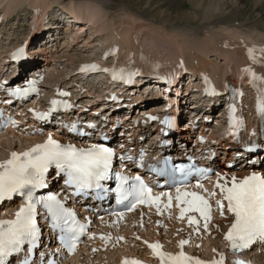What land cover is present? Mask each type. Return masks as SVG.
Wrapping results in <instances>:
<instances>
[{"label":"bare ground","instance_id":"obj_1","mask_svg":"<svg viewBox=\"0 0 264 264\" xmlns=\"http://www.w3.org/2000/svg\"><path fill=\"white\" fill-rule=\"evenodd\" d=\"M49 1L50 0H0V8H1V6L4 5V8L3 9L1 8L3 11L0 12V24L2 25V23L5 21L4 19L8 18L12 12L18 13V11H20V9L24 5L27 6V8H30V10L32 11L33 17H37V20H38V18L42 19L43 17H45L47 15V13H49L50 11L53 10L54 6L52 7V5L50 4ZM104 1L105 0H77V1L71 0L67 4L61 6V8L68 11V13L72 14L73 18L75 17V19H77V20L80 19V21H81V24H78V27H76V29L74 28V30H73V28L68 27V24L65 25V31L66 32H64V33L66 34L65 37H66L68 42H75L76 41V43H77V40H79V38H81L83 36V32L86 33V31L88 30L89 31V35H88L89 37L83 38L82 39L83 44L80 46L91 45V43L95 42L94 39L98 36V39H97L98 42L95 45L96 46L99 45V46L103 47L105 49L104 51L107 53L112 52L113 58H115L114 63L116 65L118 64V66H124V65H128L131 63L130 65H133V67L136 68V71H139L142 73L144 71H147V70H148L147 71L148 73L150 72V70H156V68H154L155 66L154 67L148 66L147 64L143 65V61H142V63L138 62V60L141 59V54L144 53V49H149L150 51H147L149 54L145 51V53H147L148 57L150 58V60H148V61L150 62L151 65H154V63L155 64L160 63L161 65L159 64L160 65L159 67L162 69V71L158 70L156 73L165 74V75L159 74L157 76L158 77L157 79H159L160 76H166L167 81L172 82L171 86H173L176 83V80H177L176 78L180 75L179 74L180 72H178V71H180V69L177 68V66L181 64L185 67V69H186L185 71H187L188 74H193L194 76L197 75V76H195L196 77L195 79L193 78L195 80L194 84L197 82L204 81V83L200 86V88L196 89V90H199V94L191 92V91L195 92V89H193L194 85L189 86V87L184 86L182 89L178 88L179 90L178 89L166 90V92H164V97H165L164 99H161L158 96L160 93H162V91H160L159 94H157V93H155V91L150 89L151 87H148V86H147V88L140 86L139 90H137V91L133 90V88H134L133 87L129 91L126 90L127 92L122 93V96L117 95L118 98L123 100V103H127V107H126L127 112L125 114L122 111L118 112V113H113L111 106L113 105L114 102H112L110 100V97H111V94H114L116 92H110L107 89V88H110L111 85H108V83H107L109 81L106 78L107 76L105 77L103 74H101V69L106 68V69H109V71H111V73H113L114 67H111V65H108L105 62V60L104 61L103 60L102 61H99V60L95 61L94 62L95 66H97L99 68V71H98L99 74L98 75L94 74L92 76V78H94V77H98L99 79L103 78V80L100 79V82L102 84L101 89H99L98 91H97V89L94 90L93 86H90V85L87 86L86 84L82 83V78L79 77V79H77V82L74 85V89H76L75 94L74 95L70 94L72 96L71 98L72 99L76 98V100L78 101V104H80V105L83 104L84 107H87L90 110L87 113H83V115H85L89 118V119L85 120L86 122L90 121V122H95L98 124L99 122L100 123L103 122L102 118L105 117V123H107L108 118L110 120H112L111 117L117 116L118 119L120 121H122V123L120 126L116 127L115 132L124 133V142L127 145H131L133 142H135L137 135L143 136L145 134V131H142L143 128L138 127V126L135 128L132 127V125L134 123L137 124L141 121L143 122L142 116H136V117H133V119L130 118L133 115V109H130V106L133 105V103L138 104V107H136V108H139V109L142 108L141 113L138 112L139 115L145 114L147 109H151L152 110L151 112L158 110V113H159L160 109H162L161 110L162 113H165V114L173 113L174 115H176L177 112H180L182 110V108L187 105V103L189 104L190 102H193V104L195 103V105L197 107H195V110H193V111L191 110L193 115H192L191 119L189 120V122H192L194 120L199 122V120L201 119L199 117L201 113H204L203 115L210 114V113L206 112V111H210V110L206 107L205 104L203 105V103H202L203 97H207L203 92L204 88L206 86H208L207 78H212L210 86H211V90L213 93H214V91H221L222 87L225 86V83L230 82L231 84L233 83L237 89H240L244 93L245 96H248V88L249 87L246 83H244V81L237 80V77H235V74L239 73L242 70L243 71L244 70L245 71L250 70L254 73V79L260 78L264 81V51H261V50H264V46H263L264 41H262V40L259 41V39L256 40L253 37V34H254L253 30H254V26L257 25V21L244 23L246 28L241 29L242 27H238L239 24L237 22H235V20L232 19V16L230 14L227 16L226 20H232V24H233V26H232L233 28L231 29V32H233L232 34L235 35V38H237V39L240 38V37H238L239 35H243L242 36L243 38L239 39L240 40L239 43L236 41L229 42L226 45L224 44L222 47L218 48L217 51H214V49H213L214 48L213 47L214 38H212V37H209L208 40L206 38V40H207L205 43L206 46L204 45V47L200 50L197 47H190L188 45L185 46L183 44H182L183 45L182 46L180 44L181 42H179L178 43L179 45H177V50H178L176 53L177 55L173 54L174 52H171L173 55H176V56H174V57L168 56L166 60L160 61L155 56L156 53H153L154 51L151 48L152 46H148L145 43L148 41V39L156 40V38L154 36H157L158 33H155L156 35H154L150 32V30L149 31L144 30L145 32L151 33L154 38L153 37L148 38L145 36L143 38L142 36L145 35L146 33L142 32L145 34L141 35V32H140V34H138L139 32L137 33V32H135L136 31L135 29H134L135 31L133 30L132 25L134 27V24H136V22H134V24H133V21H131V20H136L135 19L136 17L133 18L130 15L127 18L130 19V21L132 22V24L130 22L131 26L128 25L129 21H125V22H127L128 26H125V25L123 26L122 25L123 22L119 23L118 21H113L112 19L109 18V15L105 12L106 10L103 8V5H105ZM201 1L202 0H195V1L192 0L191 3L192 4L196 3L195 7H198V5H200L202 3ZM260 3L264 5V0H252V4L254 6L255 5L257 6ZM209 8H210V5L203 8L205 12L202 14L201 18H203V19L209 18L208 15H210V12H211V11H209ZM213 8L217 11L218 3L217 4L214 3ZM24 12H26V11L23 10V13ZM41 19H39L40 22H38V23H40L39 27L43 25V20H41ZM215 23H217V22H215ZM140 26H142V25H139V27ZM229 26H231V25L229 24ZM50 27H51V25H50ZM38 32H39V30L36 29V27H35V28H33L32 34H30V35H32V37H34L38 34ZM133 32H135V33H133ZM159 32L163 34V32H161V31H159ZM25 35H27V34H23V37ZM44 37H50V40L55 41L54 32L48 33L47 35H44ZM173 37H175V36H173ZM262 37L264 39V35ZM12 38H14V37L12 36ZM30 39H31V36H28L24 40V44H27V42ZM185 39H180V40H182V43H183L185 41ZM168 41H169V39H168ZM168 41H166V42L169 43ZM257 41L260 44H258ZM68 42H66L67 43L66 46H68ZM170 42H172V39L170 40ZM247 42L249 44H247ZM173 43H175V42L173 41ZM262 43H263V45H262ZM240 44L247 45L248 48H245L244 46L238 47V45H240ZM257 44H258V46H257ZM5 45H6V47L0 53V55L2 54L0 61L4 60L3 58L5 56L8 57L11 52H13L17 47H19V45H23V42H18V43H14V44L12 42H9V43H6ZM45 45H47V43ZM141 45L145 46L144 49H142L143 51L141 50L142 52L140 51ZM53 46H55V44H52L51 48H53ZM171 46H173V45H171ZM36 48L34 50H39V51H35V52H39L38 54L42 55L43 50H47L46 52L43 53L44 56L47 57L51 54V49L50 50H48L47 48L43 49L42 47H39L38 49H36ZM142 48H143V46H142ZM153 48L154 49L156 48L157 51L159 49V48H157V46L156 47L154 46ZM250 49H255L256 51L250 55V53H249ZM196 51L198 52V54H196V56H195L194 53ZM191 52L193 54H191ZM206 52L210 53V55L223 56L224 66H220V65H217L216 63H214L212 61V59L209 58V55H207ZM33 54H35V53H32L31 55H29V57L37 61V59H35V58H37V56L33 55ZM189 55H190V57H193L192 61L189 60L190 59ZM186 56H188V57H186ZM145 59L147 60V58H145ZM194 59H197L198 61H193ZM128 62H130V63H128ZM36 63H38L37 69H40V71H42V70L46 69L45 65L48 62L44 58V59H42V63H39L38 61ZM173 63H176V64H174V67H171V65H173ZM167 66H169L173 69L170 71H167L165 73L164 68ZM78 67H79V65L75 68V73H74L75 75L78 74V72H77ZM69 79H71V77ZM88 79H89V77L86 78V80H88ZM74 81H76V80H73L72 83H74ZM76 85H80V86L76 87ZM113 87H116V86H113ZM55 88L56 87H54V89ZM63 89L68 91V89H66V88H63ZM155 90H157V89H155ZM114 91H117V90H114ZM183 92L185 93V95L182 94ZM149 97H151V98H149ZM161 100H162V105L160 103ZM245 100H248V99H245ZM47 103H48V101H47ZM25 106H26L25 109H23V110L19 109V114L21 116H23L26 120H29L28 121L29 123H32L33 120H31V115H29L27 112H25V110L28 108H33L34 111H37V110H40L42 108V105L37 98L33 97L32 101L28 105H25ZM243 107L248 110V107H249L248 103L245 102V105ZM26 111H28V110H26ZM94 113H97L98 115H95ZM246 115L247 114H245L246 122L248 124L246 126V135L248 134L247 141L250 142V140L254 136L255 132L260 131V127L258 125L254 124V120H253L254 116L251 117L250 114H248L247 116ZM219 118H220V114H218V117H217L215 122L219 123ZM60 119L62 120L63 118H60ZM113 120H115V119H113ZM113 125H114V123H111V126H113ZM96 126H98V125H96ZM129 126H130V129L128 128ZM184 127H185V125L180 126V123H178L176 126V131H174L172 134H168L167 137L168 138L172 137L171 138L172 141L181 140V142H187L186 137L188 136V132H183ZM262 127L263 128L261 129V135L260 136L258 135L257 137H255L254 140L251 141V144H253V145L259 144L261 141L260 137H262V138L264 137V125ZM104 128L106 129L105 126H104ZM188 128L189 127H187V129ZM250 131H251V133H250ZM212 133H213V135L209 136V140H212L211 142L214 144L213 147L217 149V152H219L220 150H224L228 154H232L233 150L229 151V148L230 147H232V149L238 148L237 145H234V144H238V143L233 141L232 139L231 140L229 139L228 141L226 139L220 140L219 139L220 136L219 137L216 136L217 131L213 130ZM54 135L59 137V138H62V139L68 137L64 133V131L60 130V129L58 131H56V133H54ZM243 135H244V130H242L240 132L239 136L243 137ZM9 137L11 138V140L13 139V142H12V144H10L9 147L6 148V150H5L6 153L0 154V163H2V161L8 157V154L10 151L19 150V149L26 147L30 144L29 142L23 143L21 140L16 141L15 133H10L9 131H6L5 133L0 135V138L4 139V140L6 138L9 139ZM14 139H15V141H14ZM148 139L150 140V138H148ZM263 142H264V138H263ZM1 145H3V144H1ZM240 153H241V155L239 156V159L246 160V158H244V157L247 153L246 152H240ZM252 156L253 155H251L250 157H252ZM254 156L257 158V161H258V166L256 168H254V170H257V171L261 170L264 173V167H263V165H264V154H263V157L260 154H255ZM236 159L237 158H235L234 160H236ZM237 161H240V160H237ZM218 162H219L218 160L215 161L216 164H218ZM239 163L241 164L242 162H239ZM261 167H262V169H261ZM248 172L249 171H248L247 167H240L239 169H233V170L219 169L217 171V175L220 177L227 178V177L232 176V175L242 176L244 174H247ZM15 208H16V204H13L12 206L5 204L4 208H2V211L6 213V212L12 211ZM85 216H87V213ZM135 219L136 218L134 216L131 217L128 221L127 226L121 225L119 227V231L124 236H126V238L128 239L127 240L129 243L128 246H132V249H139V248L141 249L142 248L141 243L138 241H135L131 237V232H133V229H135V228H133V223L135 222ZM162 220L164 221L163 225L161 224ZM171 222H172L171 218L155 219V218L149 216L145 220L144 229L141 230V233L143 235L150 236V237L151 236L152 237H158V238L160 237L163 239L166 246H171L174 244L175 240H177L180 236H183V234L178 233L177 230L180 226H182V227L184 226V224H181V222H178L177 220H175V222L177 224H172ZM226 223H227V220L222 219V220H220V222H218V226L221 227L223 230H225L226 229ZM115 229L118 230V226H116ZM222 235L223 234L218 232V228H216V230H211V232L209 234H207L206 236H204L203 234H200L197 236L193 235L191 237V241H190L191 244H189L188 246L192 245V247H193V245L195 243L200 242L201 237H205V242L207 244H209L210 248H213L215 246L216 247L220 246L221 248H224L225 244L222 241ZM99 243H101L100 246L107 245L108 246L107 248H109V250L111 248L110 251L113 250V252L116 251L117 253L119 251H121L123 248L122 246H120L118 248L114 247V246L111 247V245L108 241H100ZM98 244H96V245H98ZM251 252H255L256 254L263 253V256H264V249H262V250L255 249L253 251L246 252L244 254L246 259H247L246 256L247 255L249 256V253H251ZM215 253H216V251H212V253H211L212 255H211L209 253L205 254V253L201 252V254H203V255L205 254V256H207V257H213V256L217 255V253L216 254ZM115 255L116 254H114L113 256H115ZM209 255H211V256H209ZM75 258H76V256H74L73 258H70L68 260V264H77L75 262ZM248 259H249V257H248ZM145 261H146L145 264H152V260L148 257H145ZM104 264H108V263L104 262ZM224 264H232V262H229L228 258H226V259L224 258Z\"/></svg>","mask_w":264,"mask_h":264},{"label":"snow or ice","instance_id":"obj_2","mask_svg":"<svg viewBox=\"0 0 264 264\" xmlns=\"http://www.w3.org/2000/svg\"><path fill=\"white\" fill-rule=\"evenodd\" d=\"M255 51L250 49V55ZM260 110L264 114V103L261 104ZM112 156V151L106 147L94 145L87 149L77 148L72 144H61L50 136L43 144H37L23 153L13 152L10 159L0 163V201L15 195H22L26 199L14 221H0V264H4L6 257L19 252L26 242L29 244L37 242L40 235L34 215L37 204H42L51 213L54 221L61 222L65 232L62 239L70 251L74 250L84 235V225L78 224L74 212L67 210L56 195L38 197L35 192L37 189L48 187L47 177L52 174L50 169H54L58 176L66 174L67 184L78 190L77 195L87 189H103L101 182L109 178ZM221 180L224 182L220 183ZM137 181L138 183L125 189L123 184L127 183V180L121 177L119 189L121 202L132 197L134 202L131 207L134 208L136 202L149 203L153 200L158 202L163 195H167L168 205L172 204L173 198L170 193L153 197L151 188L139 181V178ZM196 187L203 188V184L197 182ZM216 188L222 194V199L216 201L222 213L226 208L234 216L225 237L230 242L231 250L243 251L256 239H264V175L252 173L242 179L233 176L230 181L225 177H219ZM176 193L175 199L181 205H186L181 208V218L186 211H194L200 213L205 221L210 220L211 205L203 195L196 191L182 192L180 188L176 189ZM211 195L215 196L216 192H212ZM189 223L199 222L193 217L189 219ZM207 226L205 223L204 227ZM187 243L189 241H180L181 248ZM151 247L156 250L162 264H224L223 256L218 260L203 261L187 255L183 250L176 254L160 251L162 245L159 243L152 244ZM125 264L142 262L133 260L125 261ZM232 264L244 262L237 260Z\"/></svg>","mask_w":264,"mask_h":264},{"label":"rangeland","instance_id":"obj_3","mask_svg":"<svg viewBox=\"0 0 264 264\" xmlns=\"http://www.w3.org/2000/svg\"><path fill=\"white\" fill-rule=\"evenodd\" d=\"M69 1H71V0H50L49 1L50 4L52 5V7L54 6L53 7L54 11L52 10L49 13H47V20H44L46 22L45 25L47 24V22L49 20H52L50 22V24H51L50 28H53L49 32H46L47 27L43 28L44 32H46L45 35H47L48 33H52L53 31L56 35H54L55 41L49 40V38H46V40L49 42H47V45L42 47L43 49H45V48H47L48 50L51 49V54L46 57V56H44L43 53L46 52L47 50H43L42 55L40 54L41 57L37 56V61L39 63H42V59H44V58L48 62L45 65L46 69L42 70L43 76H44V80H43V83L41 85L43 96L39 97V99H38L42 105V108H43L44 103L46 104L47 101L49 100V97H50V96H46V95L51 94L54 90V87L57 88V87L63 86V88L68 89V92H70V94L74 95L75 91H76V89H74V85L77 82V79H79V77L82 78V83L86 84L87 86L88 85L93 86L94 90L97 89V91H98L99 89H101L102 84L100 82V79L103 80V78H100V79L98 77L92 78L93 75H90V76H87V77H89V79L86 80L87 77H82L80 74H77V75L74 74L75 68L78 65H80L81 63H90V62H95L98 60L99 61L105 60V62L108 65L112 66L113 64H115L114 63L115 58H113V54L110 55V53H107L104 51L105 49L103 47H101L99 45H97V46L95 45L98 42L97 41L98 36L94 39L95 42L91 43V45L80 46L83 44L82 39L89 37L88 36L89 31L88 30L86 31V33L83 32V36L81 38H79V40H77V43H76V41L75 42H68L67 41V39L65 37L66 34L64 33V32H66L65 31V25L68 24V27L73 28V30H74V28L76 29V27H78V24H81L80 19L77 20V19H75V17L73 18L72 14L68 13V11L61 8L62 5L67 4ZM72 1H77V0H72ZM191 1L192 0H105L104 1L105 5H103V8L106 10L105 12L109 15L110 19H112L113 21H118L119 23L123 22L122 23L123 26L124 25L125 26H128V25L131 26V24H132L131 21H133V24H134V22H136V24H134L135 28L133 27V25H132V28H133V30L134 29L136 30V31L134 30L135 32H137V33L139 32L138 34H140V32H141V35L146 33L145 35L142 36L143 38H144V36L148 37V38L153 37L152 34L156 35L155 33H158L157 36H154L156 38V40L148 39V41L145 43L148 46H152L151 48L154 51L153 53H156L155 56L160 61L166 60L168 56H173V57L176 56L177 55L176 53L178 51L177 45H179L178 44L179 42H181L180 43L181 45L183 44L185 46L188 45L190 47H197L200 50L204 47V45L206 46L205 43L209 39V37H212V38H214V40H213L214 51H217L218 48L222 47L224 44L226 45L229 42L236 41L239 43L240 42L239 39H242L243 35H239L238 37H240V38L237 39V38H235V35L232 34L233 33V32H231V29L233 28L232 27L233 26L232 20H226L227 16L230 14L232 16V19L235 20V22H237L239 24L238 27H242L241 29L246 28L244 23L257 21V25L255 24L256 26H254L253 37L256 40L259 39V41H261V40L264 41V39L262 37L264 35V5L263 4L260 3L257 6L256 5L254 6L252 4V0H202L201 1L202 3L200 5H198V7H195L196 3L192 4ZM214 3L215 4L218 3L217 11L213 8ZM209 5H210L209 11H211L210 15H208L209 18H205V19L201 18L202 14L205 12L203 8H205ZM1 8L3 9L4 5L1 6ZM1 8H0V12L3 11ZM21 9H20V11H18V13L12 12L10 14V16L8 18L4 19L5 21L2 23L3 27L0 28V53L6 47L5 44L7 42L5 43V41H7V40H12L15 43L23 42V44H24V40L28 36L25 35L23 37V34H29V35L32 34V30H33V28H35V25L37 24V21H38L37 19L35 20L34 23L32 22L33 14H32V11L30 10V8H27V6L24 5ZM23 10H25L26 12L23 13ZM129 15L132 16L133 18L136 17L135 18L136 20L130 21V19L127 18ZM125 21H129V24L127 25V22H125ZM130 22H131V24H130ZM215 22H217V23H215ZM229 24L231 26H229ZM139 25H142V26L139 27ZM144 30L145 31L150 30V32L152 34L145 32ZM159 31L163 32V34L160 33ZM135 32H133V33H135ZM142 32H145V33H142ZM12 36L14 38H12ZM173 36H175L176 38ZM42 38L41 37H33L31 39V42L29 43V45H30L28 47L29 51L34 49V47H37L38 45H44L46 40H45V37H42ZM170 38L172 39V42H170V40H171ZM206 38H207V40H206ZM168 39H169V41H168ZM180 39H185V41L182 43V40H180ZM166 41H168L169 43H167ZM173 41L175 43L176 42L177 43L175 44V43H173ZM28 42H27V44H28ZM66 42H68V46H66V44H67ZM52 44H55V46H53V48H51ZM247 44H249V43L247 42ZM258 44H260V43L258 42ZM258 44H257V46H258ZM171 45H173V46H171ZM262 45H263V43H262ZM142 46H143V48H142ZM154 46L155 47L157 46V48H159L158 51L156 48L155 49L153 48ZM239 46L240 47L244 46L245 48H248V46L244 45V44H240V45H238V47ZM144 47H145L144 45H141L140 51L142 49H144ZM35 51H38V50H35ZM145 51L147 52L150 50L144 49V53H145ZM171 52H174L173 54H176V55H173ZM144 53L141 54V59H139L138 62L142 63V61H143V65L147 64L148 66H153V67L161 65L160 63H159L160 65L158 63L157 64L154 63V65H151L150 62L148 61V60H150V58L148 57L149 53L148 52H147L148 54L147 53L144 54ZM206 53H207V55H209V58L212 59V61L214 63H216L217 65H220V66H224L223 56L210 55V53H208V52H206ZM191 54H193V53L191 52ZM196 54H198L197 51L194 53V55L196 56ZM102 57H105V59L100 60ZM186 57H188V56H186ZM145 58H147V60ZM189 58H190L189 60L192 61L193 57H190V55H189ZM193 61H198V60L194 59ZM174 64H176V63H173V65H171V67L174 66ZM36 66L38 67V63H36ZM113 67H115V66H113ZM165 68L170 69L169 66H167ZM147 71H144L143 75H141V77L138 76L136 78L137 80L135 81V84L133 86L134 88L132 87L133 90H136V91L139 90L140 86L145 87V88H147V86H148V87H151L150 89L155 91V93H157V94L159 93V91H156L155 88H157V90H161L162 92H165L166 88L163 87L162 85H160V86L156 85L155 84V78L151 77L152 75H150V76L146 75V74H148ZM150 71L154 72V70H150ZM178 72H180V71H178ZM98 74H96V75H98ZM187 76H189V74L188 73L186 74V71L183 72V75L178 77L177 82L174 85V88L175 89H178V88L182 89L184 86L185 87L186 86H188V87L193 86L194 82L189 80L187 78ZM70 77H71V79H69ZM73 80H76V81H74V83H72ZM77 86L78 85H76V87ZM63 88H61V89H63ZM115 90H117V89H115ZM122 90H128V89L123 88ZM182 94L185 95L184 92ZM246 99H248V97ZM221 102H222V100H221ZM216 103L214 105H216ZM27 105H28V103H27ZM24 107L25 106H23V108ZM183 108L185 110L180 111L181 115L183 116V114H184V116H183L184 119L188 120L192 116V114H190V113L193 110H195V104H193V102H190L189 104L187 103V105ZM217 111H216V113H217ZM25 112H27V111L25 110ZM206 112L210 113V111H206ZM212 117L214 118V115ZM217 117H218V114H215V118H217ZM215 123H217V122H215ZM180 126H182V125L180 124ZM212 126H211V128H213ZM213 130L216 131L215 126H214ZM35 136L36 135H34L33 137H35ZM15 139H16V141L19 140V139L17 140V138H15ZM15 139H14V141H15ZM0 142H1L0 143V154H3V153H6L5 150L7 147L10 146V144H12L13 139L11 140L10 137H9V139L6 138L5 140L0 138ZM23 143H25V142H23ZM1 144H3V145H1ZM220 151H224V150H220ZM222 154H225V153H222ZM219 158H220V156H219ZM218 161H220V159ZM99 244H101V243H99ZM204 244L206 246L205 250L208 249L207 247H209V249H211L209 244H207L206 242ZM110 245H111V247H113V245L111 243H110ZM101 247L106 249L108 246L103 245ZM188 247L191 250H193L192 245H190ZM94 248L95 247H93V249ZM219 248H221V247L219 246ZM202 252L205 254H208V252H206V251L205 252L202 251ZM116 253H115V251L112 253L94 252L91 254V257L97 261L102 260V258H106L107 261H109L110 257H112ZM205 254H204V256H205ZM86 255H85L84 251L82 250V252L78 253V255L76 256L75 262L76 261H80V262L85 261ZM211 255H209V256H211ZM205 257H207V256H205ZM246 257H247V259L249 257V259H251L254 264H264L263 253L256 254L255 252H251V253H249V256L247 255ZM251 260H250V262H251V264H253ZM102 264H104V263H102Z\"/></svg>","mask_w":264,"mask_h":264}]
</instances>
